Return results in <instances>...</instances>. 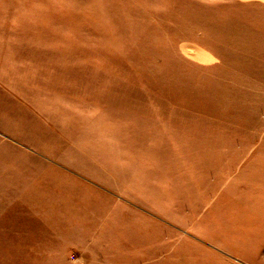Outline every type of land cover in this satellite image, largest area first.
<instances>
[{"label": "rangeland", "instance_id": "obj_1", "mask_svg": "<svg viewBox=\"0 0 264 264\" xmlns=\"http://www.w3.org/2000/svg\"><path fill=\"white\" fill-rule=\"evenodd\" d=\"M0 264H264V0H0Z\"/></svg>", "mask_w": 264, "mask_h": 264}]
</instances>
